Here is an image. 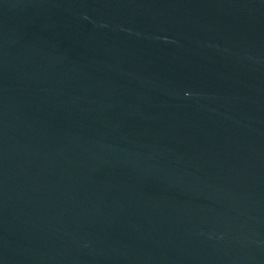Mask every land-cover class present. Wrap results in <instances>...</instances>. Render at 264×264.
<instances>
[{
	"label": "water",
	"instance_id": "1",
	"mask_svg": "<svg viewBox=\"0 0 264 264\" xmlns=\"http://www.w3.org/2000/svg\"><path fill=\"white\" fill-rule=\"evenodd\" d=\"M0 264H264V0H0Z\"/></svg>",
	"mask_w": 264,
	"mask_h": 264
}]
</instances>
